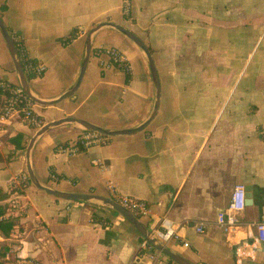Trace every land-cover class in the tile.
Here are the masks:
<instances>
[{"label": "crops", "instance_id": "0c3cea01", "mask_svg": "<svg viewBox=\"0 0 264 264\" xmlns=\"http://www.w3.org/2000/svg\"><path fill=\"white\" fill-rule=\"evenodd\" d=\"M0 16L28 57L46 65L28 79L42 101L75 84L87 35L102 21L141 38L158 75V106L143 129L73 153L65 147L84 131L80 124L62 122L38 135L30 164L41 184L104 197L113 187L144 200L141 223L153 232L163 217L172 220L179 238L166 247L191 264H264L254 226L264 223V0H129L126 13L122 0H0ZM106 47L125 54L129 73L100 66L96 51ZM0 79L19 82L1 32ZM155 95L143 51L103 25L91 34L76 90L55 104L35 103V110L42 125L72 117L128 129L149 117ZM36 131L18 119L0 122V218L12 223L7 233L0 230V264H20L22 257L42 264H178L162 252L151 258L158 249L142 247L145 238L100 200L74 203L31 183L18 192ZM238 184L251 186L252 203L226 233L215 216ZM199 223L202 232L194 228Z\"/></svg>", "mask_w": 264, "mask_h": 264}, {"label": "built area", "instance_id": "2783aa9c", "mask_svg": "<svg viewBox=\"0 0 264 264\" xmlns=\"http://www.w3.org/2000/svg\"><path fill=\"white\" fill-rule=\"evenodd\" d=\"M123 11H128L129 0H122ZM125 6V7H124ZM17 47L19 50V56L26 62L23 66L25 74L31 73L33 77H39L46 71V65L43 63L33 62L27 55L26 49L20 38H17ZM16 47V48H17ZM17 50V51H18ZM96 55L99 58V63L102 68H115L129 73L131 71L130 63L128 62L125 54L116 47L101 48L96 51ZM11 119H18L25 125L32 129H38L42 124V118L40 114L35 110V102L26 95L22 86L18 83H10L8 81L0 79V122L8 121ZM109 142V137L91 130H84L77 139L71 145L65 147L69 152H77L80 149H84L90 145H103ZM63 149V147H61ZM52 179H57L56 174H51ZM27 174L22 173L18 176L17 182L25 181L27 183ZM110 198L114 199L122 206L126 207L133 215L140 217L148 212L147 203L139 198L119 194L118 191L110 187ZM74 203L82 204L81 200H71ZM245 204V186L243 184L235 185L231 191L228 203L225 208L216 212L215 223L223 231L229 232L238 227L239 218L238 214L244 210ZM256 231V243L264 242V223L257 222L254 224ZM197 232L204 230L202 223L194 226ZM152 235L158 239L161 243L167 244L170 240L179 238L177 227L175 223L167 217H163L159 226L151 232ZM185 246L187 242L183 243ZM142 247L149 250L153 246L145 239L142 243ZM161 254L160 250L150 256L155 258ZM248 255V252H243V256ZM20 264H42L40 260L34 257H22Z\"/></svg>", "mask_w": 264, "mask_h": 264}, {"label": "water", "instance_id": "95a60500", "mask_svg": "<svg viewBox=\"0 0 264 264\" xmlns=\"http://www.w3.org/2000/svg\"><path fill=\"white\" fill-rule=\"evenodd\" d=\"M103 25H110L112 27H114L115 29H117L118 31H120L121 33H123L124 35H126L129 39H131L145 54L147 62H148V66L150 69V73L152 76V81L154 83V87L156 90V95H155V102H154V107L153 110L151 112V114L149 115V117L143 122L141 123L139 126L137 127H133V128H128V129H106L97 125H94L92 123H89L85 120H81V119H75L72 117H64L61 119H57L54 121H50L44 125H42L39 129H37V131L35 132V134L31 137V139L29 140V143L26 147V172H27V176L29 178V181L32 185H34L36 188L41 189L57 198H62V199H66V200H81V201H90L93 199L96 200H100L108 205H110L114 210H116L122 217H124L128 222H130L135 228L136 230L155 248H157L158 250H160L162 253L166 254L167 256H169L173 261H175L178 264H191L189 263L186 259H184L182 256H180L179 254L172 252L168 247H166L165 244L161 243L158 239H156L152 233L150 231H148L145 226L141 223V221L139 220L138 217H136L135 215H133L126 207L122 206L120 203H118L117 201H115L114 199L110 198V197H104V196H100V195H94V194H84V193H75V192H65V191H60L51 187H48L46 185L41 184L38 179L36 178V176L34 175V172L32 170L31 164H30V150L33 144L34 139L40 135L41 133H43L44 131H46L49 127L60 124L62 122H76L78 124H80L84 130H91V131H95L98 132L100 134L106 135V136H115V135H122V134H130L133 132H136L138 130L143 129L147 123L152 119V117L154 116L157 106H158V100H159V93H160V84H159V80H158V75H157V71H156V67L152 58V55L150 53V50L148 49V47L146 46V44L142 41L141 38H139L136 34H134L132 31H130L129 29H127L126 27H124L123 25H120L118 23L112 22V21H102L100 23H98L97 25H95L88 33L87 35V44H86V52H85V56L81 65V69H80V73L79 76L75 82V84L68 89L67 91H65L62 95H60L58 97V99L56 100H52V101H42L36 97H34L32 95V93L30 92V88L28 85V78L24 72L22 63H21V59L19 56V53L17 51V48L14 44V41L6 27V25L4 24L1 16H0V32L4 38V41L6 43V46L8 48V51L12 57L13 63H14V67L18 76V84H20L24 90V92L26 93L27 96H29L35 103L37 104H41V105H51V104H55L56 102H58L61 99H64L68 96H70L78 87L80 80L82 78L89 54H90V37L92 32H94L97 28L103 26ZM252 203V192H251V186L247 185L245 186V204L246 205H250Z\"/></svg>", "mask_w": 264, "mask_h": 264}, {"label": "trees", "instance_id": "16d2710c", "mask_svg": "<svg viewBox=\"0 0 264 264\" xmlns=\"http://www.w3.org/2000/svg\"><path fill=\"white\" fill-rule=\"evenodd\" d=\"M10 35H11L13 41H14L15 46L17 47V38L18 37L15 36L13 33H10ZM17 50H18V47H17ZM18 52H19V50H18ZM20 59H21L22 65H24L26 61L22 57H20ZM26 76H27L28 79L33 78V75L31 73H28V72H27ZM27 184H30L29 178H27V183L25 181H21L20 183H18V186L16 187V190H18V192H19ZM2 214H3V210L0 208V216ZM11 226H12V223L10 221H5V220L0 218V230L3 233H7L10 230Z\"/></svg>", "mask_w": 264, "mask_h": 264}, {"label": "rangeland", "instance_id": "374dc122", "mask_svg": "<svg viewBox=\"0 0 264 264\" xmlns=\"http://www.w3.org/2000/svg\"><path fill=\"white\" fill-rule=\"evenodd\" d=\"M122 4H123V2H122ZM124 5V4H123ZM125 7V6H124ZM129 7V6H128Z\"/></svg>", "mask_w": 264, "mask_h": 264}]
</instances>
